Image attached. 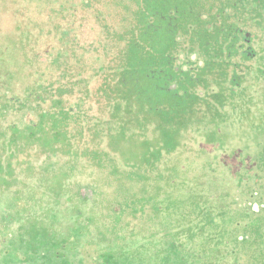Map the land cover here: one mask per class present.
<instances>
[{
    "label": "rangeland",
    "instance_id": "374dc122",
    "mask_svg": "<svg viewBox=\"0 0 264 264\" xmlns=\"http://www.w3.org/2000/svg\"><path fill=\"white\" fill-rule=\"evenodd\" d=\"M0 264H264V0H0Z\"/></svg>",
    "mask_w": 264,
    "mask_h": 264
},
{
    "label": "crops",
    "instance_id": "0c3cea01",
    "mask_svg": "<svg viewBox=\"0 0 264 264\" xmlns=\"http://www.w3.org/2000/svg\"><path fill=\"white\" fill-rule=\"evenodd\" d=\"M5 194H6V192H5ZM8 227H10V226H8ZM12 229V228H11ZM79 245V244H78Z\"/></svg>",
    "mask_w": 264,
    "mask_h": 264
}]
</instances>
